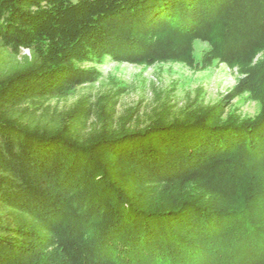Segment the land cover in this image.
<instances>
[{
    "label": "trees",
    "instance_id": "16d2710c",
    "mask_svg": "<svg viewBox=\"0 0 264 264\" xmlns=\"http://www.w3.org/2000/svg\"><path fill=\"white\" fill-rule=\"evenodd\" d=\"M106 58L227 64L262 114L61 106ZM0 264H264V0H0Z\"/></svg>",
    "mask_w": 264,
    "mask_h": 264
},
{
    "label": "rangeland",
    "instance_id": "374dc122",
    "mask_svg": "<svg viewBox=\"0 0 264 264\" xmlns=\"http://www.w3.org/2000/svg\"><path fill=\"white\" fill-rule=\"evenodd\" d=\"M194 47L195 59L201 64L209 46L197 40ZM260 59H263L262 54L256 61ZM86 66L100 71L98 81L85 84L74 97L61 101V106L69 105L79 96L94 100L121 87L124 91L119 95L120 108L145 107L159 93L167 96L170 94L173 101L180 106L192 101L204 105L220 103L223 105L225 119L229 116H238L243 120L256 119L262 114V103L254 99L249 91L241 94L233 92L246 75L227 64L214 62L209 67L194 68L177 61L135 64L106 58L101 63H89Z\"/></svg>",
    "mask_w": 264,
    "mask_h": 264
}]
</instances>
